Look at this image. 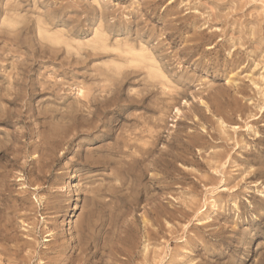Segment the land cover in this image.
Instances as JSON below:
<instances>
[{
    "label": "rangeland",
    "instance_id": "rangeland-1",
    "mask_svg": "<svg viewBox=\"0 0 264 264\" xmlns=\"http://www.w3.org/2000/svg\"><path fill=\"white\" fill-rule=\"evenodd\" d=\"M31 1L0 0V264H264V0Z\"/></svg>",
    "mask_w": 264,
    "mask_h": 264
},
{
    "label": "bare ground",
    "instance_id": "bare-ground-1",
    "mask_svg": "<svg viewBox=\"0 0 264 264\" xmlns=\"http://www.w3.org/2000/svg\"><path fill=\"white\" fill-rule=\"evenodd\" d=\"M33 1V0H32ZM31 1V2H32ZM203 3V2H202ZM205 5V4H204ZM156 10V9H155ZM11 15V14H10ZM15 15H17V14H15ZM23 16V15H22ZM208 17V16H207ZM38 18V17H37ZM14 20V19H13ZM41 20V19H40ZM17 21V20H16ZM219 22V21H218ZM9 25V24H8ZM222 25V24H221ZM255 25V24H254ZM7 26V25H6ZM39 26V25H38ZM9 27V26H8ZM232 28V27H231ZM16 31V30H15ZM200 31V30H199ZM216 31V30H215ZM213 32V31H212ZM15 33V32H14ZM201 33V32H200ZM251 33V32H250ZM101 34V33H100ZM214 34H216V33H214ZM105 35V34H104ZM197 36V35H196ZM107 37V36H106ZM201 38V37H200ZM8 39V38H7ZM13 39V38H12ZM1 41H2V39H1ZM17 41V40H16ZM230 41V40H229ZM205 42V41H204ZM47 43V42H46ZM202 43H203V40H202ZM230 43V42H229ZM48 44V43H47ZM62 44V43H61ZM253 44V43H252ZM16 45V44H15ZM239 45V44H238ZM54 46H56V45H54ZM196 46V45H195ZM227 46V45H226ZM232 46H233V44H232ZM8 48V47H7ZM196 48V47H195ZM253 49V48H252ZM71 50V49H70ZM72 51V50H71ZM122 51H123V49H122ZM127 51V50H126ZM230 51V50H229ZM124 52V51H123ZM221 52V51H220ZM219 52V53H220ZM96 53V52H95ZM110 53V52H109ZM210 53V52H209ZM259 53V52H258ZM80 54V53H79ZM115 55V54H114ZM21 56V55H20ZM152 56V55H151ZM207 56V55H206ZM118 57V56H117ZM129 58V57H128ZM219 58V57H218ZM13 59V58H12ZM253 60V59H252ZM32 61V60H31ZM113 61V60H112ZM214 62V61H213ZM253 62V61H252ZM122 63V62H121ZM160 63V62H159ZM178 63V62H177ZM245 63V62H244ZM253 64V63H252ZM258 65V64H257ZM108 66V65H107ZM106 66V67H107ZM217 66V65H216ZM105 68V67H104ZM254 68V67H253ZM107 69V68H106ZM139 69V68H138ZM252 70V69H251ZM132 71H134V70H132ZM15 72V71H14ZM216 72V71H215ZM144 73V72H143ZM110 74V73H109ZM145 74V73H144ZM117 77V76H116ZM142 77V76H141ZM264 78V77H263ZM152 80V79H151ZM111 81V80H110ZM109 81V82H110ZM104 82V81H103ZM102 82V83H103ZM33 83V82H32ZM171 83V82H170ZM103 85V84H102ZM111 85V84H110ZM207 85V84H206ZM84 87V86H83ZM108 87V86H107ZM110 87V86H109ZM177 88V87H176ZM103 89V88H102ZM259 89V88H258ZM178 90V89H177ZM90 91V90H89ZM88 91V92H89ZM259 91V90H258ZM257 91V92H258ZM111 92V91H110ZM260 92V91H259ZM101 93V92H100ZM139 93V92H138ZM59 94V93H58ZM88 95V94H87ZM110 95H112L111 93H110ZM259 95H262L261 94V92H260V94ZM32 96V95H31ZM98 96V95H97ZM143 96V95H142ZM173 96V95H172ZM80 97V96H79ZM85 97H87V96H85ZM103 97H105V96H103ZM30 98V97H29ZM110 98V97H109ZM221 98V97H220ZM231 98V97H230ZM90 99V98H89ZM92 100H93V98L91 99V100H88V105L89 106H91L92 105ZM99 100H100V98H99ZM106 100V99H105ZM16 101V100H15ZM93 101H95V99L93 100ZM200 101V100H199ZM241 101V100H240ZM250 101V100H249ZM254 101V100H253ZM103 102V101H102ZM261 102V101H260ZM100 103V102H99ZM240 103V102H239ZM85 104V103H84ZM97 104V103H96ZM261 104V103H260ZM202 105H204V104H202ZM249 105V104H248ZM264 106V105H263ZM253 107V106H252ZM86 108H88V107H86ZM208 108V107H207ZM256 109H258V108H256ZM198 110V109H197ZM209 110V109H208ZM263 110H264V108H263ZM103 111L104 110H102V113H103ZM229 111V110H228ZM96 112H97V110H96ZM99 112H101L100 110H99ZM98 112V113H99ZM234 112V111H233ZM66 113V112H65ZM83 113V112H82ZM105 113V112H104ZM178 113H180V112H178ZM239 113V112H238ZM21 114V113H20ZM89 114V113H88ZM100 114V113H99ZM115 114V113H114ZM113 114V115H114ZM253 114V113H252ZM260 114V113H259ZM19 115V114H18ZM98 115V114H97ZM101 115V114H100ZM119 115V114H118ZM246 115V114H245ZM62 116H64V115H62ZM96 116V115H95ZM67 117V116H66ZM102 117V116H101ZM257 117V116H256ZM256 117H254V118H256ZM260 117V116H259ZM226 118V117H225ZM234 118V117H233ZM238 118V117H237ZM100 119V118H99ZM98 119V120H99ZM103 119V118H102ZM235 119V118H234ZM261 119H263V118H261ZM87 120V119H86ZM90 120V119H89ZM88 120V121H89ZM87 121V122H88ZM92 125V124H91ZM94 126V125H93ZM250 128V127H249ZM66 130V129H65ZM58 136V135H57ZM125 136V135H124ZM126 137V136H125ZM210 138V137H209ZM61 139V138H60ZM120 139V138H119ZM131 139V138H130ZM198 142V141H197ZM224 142V141H223ZM124 145V144H123ZM155 146V145H154ZM131 147V146H130ZM3 151V150H2ZM52 155V154H51ZM36 156V155H35ZM42 156H43V154H42ZM257 157V156H256ZM45 158V157H44ZM136 158V157H135ZM160 161V160H159ZM17 176V175H16ZM10 179V178H9ZM8 180V179H7ZM7 180H6V182H7ZM10 186V185H9ZM11 187V186H10ZM10 189V188H9ZM18 195V194H17ZM0 201H2V200H0ZM9 204V203H8ZM19 205V204H18ZM32 205V204H31ZM4 207V206H3ZM12 208V207H11ZM22 208V207H21ZM20 208V209H21ZM28 208V207H27ZM30 208V207H29ZM4 210V209H3ZM1 208H0V239H6L7 238V235H6V232H7V226H6V224L8 225V220H7V214L3 211ZM21 211V210H20ZM12 212V211H11ZM23 212V211H22ZM13 213V212H12ZM30 213V212H29ZM11 214V213H10ZM12 217V216H11ZM16 217V216H15ZM9 219V218H8ZM11 219V218H10ZM26 221V220H25ZM22 223V222H21ZM21 226V225H20ZM11 227V226H10ZM65 228V227H64ZM9 229V228H8ZM14 229V228H13ZM22 229V228H21ZM33 229V228H32ZM26 230V229H25ZM16 232V231H15ZM146 234V233H145ZM56 235V234H55ZM16 236V235H15ZM10 238V237H9ZM13 240V239H12ZM1 241V240H0ZM3 241V240H2ZM18 241V240H17ZM60 241V240H59ZM53 242V241H52ZM18 243V242H17ZM33 243V242H32ZM52 244V243H51ZM85 244V243H84ZM1 245V244H0ZM20 245V244H19ZM13 247V246H12ZM23 247V246H22ZM5 249V248H4ZM19 249V248H18ZM21 249V248H20ZM27 249V248H26ZM81 250H82V248H80ZM9 251V250H8ZM12 251V250H11ZM30 252V251H29ZM59 253V252H58ZM29 255V254H28ZM77 256V255H76ZM18 257V256H17ZM20 257V256H19ZM22 257V256H21ZM78 257H79V255H78ZM26 260V259H25ZM80 260V259H79ZM81 260H83V259H81ZM99 260V259H98ZM121 261V260H120ZM25 262H27V261H25ZM95 262V261H94ZM69 263V262H68ZM101 263V262H100ZM17 264V263H16Z\"/></svg>",
    "mask_w": 264,
    "mask_h": 264
}]
</instances>
